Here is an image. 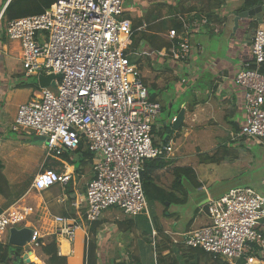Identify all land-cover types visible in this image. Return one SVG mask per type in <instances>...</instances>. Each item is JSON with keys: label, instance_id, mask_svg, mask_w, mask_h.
Listing matches in <instances>:
<instances>
[{"label": "built area", "instance_id": "obj_1", "mask_svg": "<svg viewBox=\"0 0 264 264\" xmlns=\"http://www.w3.org/2000/svg\"><path fill=\"white\" fill-rule=\"evenodd\" d=\"M125 5L126 0H56L42 13L6 25L7 38L19 42L25 77L60 75L52 84L56 93L37 84L30 100L18 109L14 130L31 129L44 137L45 161L76 150L82 142L87 145L95 173L87 185V224L111 207L131 216L144 212L149 216L142 181L145 162L175 155L172 143H154L162 105L151 100L140 69L126 53L133 40ZM183 21L184 28L171 29L168 38L176 42L172 60L185 63L193 52L192 34L209 20L201 16ZM251 52L255 68L244 61L235 75V83L243 89L245 122L232 140L252 139L264 146V17ZM176 121L175 116L171 122ZM72 177L69 169L58 172L43 165L31 188L41 192L67 185ZM204 207L210 222L185 232L180 243L202 248L229 264H264V192L236 186L219 197L209 196ZM28 215L27 208L15 206L1 213L0 243ZM53 220L58 244L62 238L76 240L80 221L64 216ZM152 233L155 246L157 231ZM38 237L34 232V247H39Z\"/></svg>", "mask_w": 264, "mask_h": 264}, {"label": "crops", "instance_id": "obj_2", "mask_svg": "<svg viewBox=\"0 0 264 264\" xmlns=\"http://www.w3.org/2000/svg\"><path fill=\"white\" fill-rule=\"evenodd\" d=\"M4 1L0 18L11 0ZM181 1L184 0H143V8L136 11L137 0H132V5L126 8V14L130 16L127 19L132 22V26V20H143V24L137 29L139 32H134L137 38L140 32L146 33L150 38H158L152 46L158 45L161 39L170 41L168 33L173 29L174 20L187 17L197 19L201 16L209 20L205 27L192 34L193 52L185 63L172 60L170 56L173 46L155 50L150 47L149 41H139L140 71L149 93L152 89L166 91L175 83L176 97H183L181 107L185 111L179 129L185 130L182 135L175 133L173 138L167 135V129H163L164 124L160 130L164 140L173 144L175 155L172 159L165 160L168 162L167 166L155 171L154 178L161 187L169 191L175 192V187H181L179 184H182L181 188L188 193L184 204L167 203L165 207L168 212L164 211L163 216H159L156 211L159 204L155 205L154 212L164 231V235L157 236L160 245L165 239L179 242L185 232L208 224L210 221L204 206L209 196L219 197L236 186H250L264 192V146L252 139L232 140V134H236L245 122L243 89L235 83V75L244 62L243 53L245 55L248 45L245 31L249 20H241L235 31L234 19L243 11L241 9L246 0H187L184 7H192L194 10L173 14L170 5ZM47 4L48 0L42 6ZM179 7L181 11V6ZM132 13L136 16L133 17ZM216 41L221 42L212 45ZM30 78L34 77L24 75L19 42L11 41L10 46L4 45L0 54V163L3 164L2 174L9 184L6 190L7 193L9 191V196L0 193V212L9 206L27 208L29 215L15 227L31 228L38 233V238L55 237L57 242L56 224L53 220L55 216L73 217L80 221L76 240L71 243L62 238V243L58 244L60 254L68 258V264H127L130 260L138 264H155L157 260L154 259L151 248L154 238L149 235L150 225L152 231L155 229L151 212L149 216L146 213L131 216L118 207H111L103 212L98 221L88 224L85 222L87 185L95 175L93 158H90L91 153L87 152L86 145L81 153L66 150L61 157L45 161V142L30 141L29 137L34 136L25 129L21 131L26 133L23 137L26 141L10 136L15 133L10 129V123L15 120L18 106L28 99H19L14 88L21 82L31 84ZM47 78L54 83L55 78L50 75ZM150 97L161 103L162 113L166 101L162 103L156 93H150ZM173 102H167L169 108L173 106ZM177 114H173L172 118L177 117ZM160 118L159 116L156 120V125H162ZM229 142H235L239 149L238 159L221 163L199 162L200 153H212L220 145ZM39 151L41 167L44 165L58 172L68 169L73 172L67 185L56 184L41 192L31 188L39 173L35 171V155ZM180 167H192L196 179L189 180L184 176L177 181L174 170ZM32 172L35 176H31V181L23 183ZM3 176L0 174V187L5 188ZM197 182L201 186L196 187ZM191 194L199 195L200 208L186 225L179 218L178 212L171 211V207L187 204ZM261 230L264 232V222ZM9 231L5 234L4 243H8ZM26 254H31L29 257L32 263L46 264L40 248L37 250L33 244L23 247L22 258ZM155 257L157 258L156 255Z\"/></svg>", "mask_w": 264, "mask_h": 264}, {"label": "trees", "instance_id": "obj_3", "mask_svg": "<svg viewBox=\"0 0 264 264\" xmlns=\"http://www.w3.org/2000/svg\"><path fill=\"white\" fill-rule=\"evenodd\" d=\"M56 0H48V4L46 6H42L46 0H11L10 3L7 5V7L4 10V13L0 19V46L5 45L7 43V36H6V27L5 25L14 19L26 17L30 15H36L38 13H42L46 8L50 7ZM187 0L181 1L180 3H177L175 5H170V10L173 12V14L181 12L182 13H189L194 10V8L189 7L186 9L183 4H185ZM264 3V0H246L245 5L241 10L250 9L252 7H255L257 5H260ZM181 6V11L180 7ZM126 8L127 5H125V14L124 18H130L128 14H126ZM175 12V13H174ZM264 17V14L257 16L253 20H249L248 28L245 31L246 39L248 40L247 48L245 49V55L243 53L244 61L250 62L252 64V68H255L254 63V56L252 55L251 49L253 44L254 35L256 33L257 28L262 22V19ZM174 20V19H173ZM133 26H132V40L133 44L130 48V50L126 53H129V61L131 64L136 65L139 69L141 67L140 63V55L136 59H133L131 56L134 55L135 52H138L139 49V41L141 39L145 40V42L149 41L150 47L152 46V43L158 40L157 37L147 36L146 33L140 32V35L138 38L134 34V32L137 31V29L143 24V20L139 19L138 21L132 20ZM150 22V21H149ZM184 21L183 20H174L172 24V28L176 29L178 31L182 30L184 28ZM139 32V31H137ZM176 42L175 41H166L161 39V42L158 43V45H153L151 48L155 50H161L162 48H171ZM132 51V53H130ZM264 71V68L262 69ZM143 81H145L143 79ZM17 90L18 98H20L19 93L22 90L27 89L29 92L26 96L28 97L27 101L30 100V98L33 96V93L38 89V85L35 84H29L26 82H21L14 88ZM150 95V93H149ZM151 100H154L152 97H150ZM25 99V98H23ZM27 101L21 103L18 106L19 107L26 103ZM17 109V111H18ZM17 116V112H16ZM16 119V117H15ZM14 123H10V129L15 132L14 134H10L11 137L15 138H22V140L26 141L25 137L26 133L24 131H15L14 130ZM2 124V121L0 119V125ZM162 125H154L153 129V139L155 144H159L161 141H164V136H161L160 130ZM33 137V135H32ZM30 141L32 140L31 137ZM85 143L82 142L76 151L78 153H81V150L83 147H85ZM87 146V145H86ZM235 142H229L225 145H220L214 152H203L199 154V162L200 163H221L225 160H228L229 162L238 159L239 155V149L236 148ZM87 152L90 153L88 147ZM38 153L41 154L39 151ZM46 154V152H45ZM41 156V155H40ZM90 158H93V155L90 154ZM40 161V160H39ZM94 162V159H93ZM168 162L165 161V159H149L145 162L144 170L142 172V181H143V187L145 190V195L147 198V201L149 203V208L151 212V220L153 223V226H155V229L157 230V235L155 236V241L157 236L160 234L164 235V231L159 223L158 217L156 216L154 212V207L156 204H162L164 206L167 205V203L170 204H184L187 201L188 193L186 190H184L182 184H179L181 187L177 186L175 187L174 191H169L163 187H161L157 181L154 178L155 171L165 168L167 166ZM3 164L0 163V174H2ZM174 172L177 175V181L182 179L184 176L187 177L189 180H192L193 178L196 179L195 172L192 167H180L176 168ZM3 181L5 182V185L7 189L0 187V193L4 194L6 197L9 196V191L7 193L6 190L9 188V184L5 176L2 177ZM30 182V181H29ZM201 186L199 182H197L196 187ZM179 193V194H178ZM11 207V206H9ZM8 207V208H9ZM8 208H6L4 211H6ZM4 211L0 212L3 213ZM165 212H168V209L166 207ZM149 235L153 236L152 233V227L150 225ZM40 251L42 255L45 257L46 264H68V258L66 256H63L59 252L58 242L56 241L55 237H49V238H39L38 239ZM151 248L153 250V257L157 260L159 264H229L228 262L220 259V258H214L212 255L208 252H206L202 248H192L187 247L183 245L182 243H175L172 242L170 239L163 240V244L160 245L156 241V245L153 246L151 244ZM23 248L22 247H15L11 246L10 244L6 243H0V264H24L23 258ZM157 256V258L155 257ZM133 261H129L127 264H131ZM155 262V260H154ZM30 264H37V263H30ZM154 264V263H153ZM241 264V263H239Z\"/></svg>", "mask_w": 264, "mask_h": 264}, {"label": "rangeland", "instance_id": "obj_4", "mask_svg": "<svg viewBox=\"0 0 264 264\" xmlns=\"http://www.w3.org/2000/svg\"><path fill=\"white\" fill-rule=\"evenodd\" d=\"M3 1L4 0H0V14H1L4 2H5V1L4 2ZM131 1L132 0H130V1L126 0V5L131 6L132 5ZM143 6H144L143 0H137L136 9H134V10L139 11L141 8H143ZM132 14H133V17L136 16L135 13H132ZM6 25H5V27H6ZM219 42H221V41H219ZM219 42L218 41L212 42V45H217ZM5 45H9V46L11 45V41L8 38H7V43ZM3 46L4 45H2V47L0 46V54H1ZM10 49L11 48L9 47V50ZM130 53H132V51H130ZM139 55H140V52H135L134 55H132L131 57L133 59H136L137 57H139ZM170 57L173 59L172 56H170ZM180 63H182V62H180ZM29 81L31 84L36 83L42 87H49L54 93H56V88L54 86H52V81L48 80L47 76H43L41 81L38 78H30ZM150 91H151L150 92L151 94H154V93L158 94L160 96L162 103H164L166 101L164 110L160 115V117H161L160 121L162 123V126L164 124L163 129H165V128L167 129V131H166L167 135L171 136L172 138L174 137L173 135H175V133H180L182 135L185 132V130H182V129L179 130L180 127L178 129H174L173 123L171 122L173 114H177L178 112H180V110H182L181 105H182L183 97L181 95L176 97L175 83H173L171 85V87L168 88L166 91H158L156 89H152ZM28 92L29 91L27 89L20 91V93H19L20 98H22V99L26 98ZM170 100L174 101L173 106L171 108H169V105L167 104V102ZM26 130L28 131V133L30 135L35 136L33 130H31V129H26ZM225 140H226V136L224 135V141ZM40 158H41L40 153H36V155H35V159H36L35 168H36V170L35 171H38V172L41 168V164L39 161ZM77 165H79V164H77ZM33 173L34 172H32V174L27 175L28 177L25 180H23V183L24 182L28 183L29 181H31V176L32 177L35 176ZM198 198H199L198 194H191L190 195V201L187 204L181 205V206L173 205L171 207L172 212H178L179 218H182V220H183V224L187 225L188 222H190L191 219H193L196 216L197 210H198V208H200V206H199L200 203L198 202ZM165 209H166V207L164 205L159 204L158 207L156 208V211H158L159 216H163ZM156 240L158 243L157 238H156ZM35 248L38 250L40 247H35Z\"/></svg>", "mask_w": 264, "mask_h": 264}, {"label": "water", "instance_id": "obj_5", "mask_svg": "<svg viewBox=\"0 0 264 264\" xmlns=\"http://www.w3.org/2000/svg\"><path fill=\"white\" fill-rule=\"evenodd\" d=\"M262 14H264V3L257 5L255 7H252L250 9H246V10L239 12L234 19L235 31L239 28L241 20H253L257 16L262 15ZM59 76L60 75H50V77H52V78H57ZM41 79H40V81H41ZM47 79L50 80L49 78H47ZM184 116H185V111H184V109H182L177 116V121L175 123H173L174 129H178L180 127L181 123L184 120ZM31 141L34 143H44L45 138L40 137V136H34ZM33 236H34V230L31 228H28V227H22V228L12 227L9 231L8 243L11 246L23 248V247H26L32 243ZM23 261L26 264L32 263V260L30 258H27V254L24 255Z\"/></svg>", "mask_w": 264, "mask_h": 264}, {"label": "bare ground", "instance_id": "obj_6", "mask_svg": "<svg viewBox=\"0 0 264 264\" xmlns=\"http://www.w3.org/2000/svg\"><path fill=\"white\" fill-rule=\"evenodd\" d=\"M30 255H31V254H28V255H27V258H30V257H29Z\"/></svg>", "mask_w": 264, "mask_h": 264}, {"label": "clouds", "instance_id": "obj_7", "mask_svg": "<svg viewBox=\"0 0 264 264\" xmlns=\"http://www.w3.org/2000/svg\"><path fill=\"white\" fill-rule=\"evenodd\" d=\"M2 17V16H1ZM1 19V18H0Z\"/></svg>", "mask_w": 264, "mask_h": 264}]
</instances>
